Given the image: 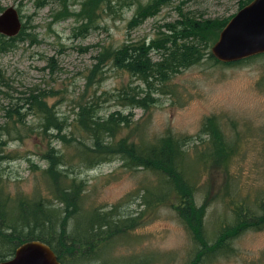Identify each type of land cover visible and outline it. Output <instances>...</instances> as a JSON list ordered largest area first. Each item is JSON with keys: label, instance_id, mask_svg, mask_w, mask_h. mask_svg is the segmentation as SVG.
Returning a JSON list of instances; mask_svg holds the SVG:
<instances>
[{"label": "rangeland", "instance_id": "1", "mask_svg": "<svg viewBox=\"0 0 264 264\" xmlns=\"http://www.w3.org/2000/svg\"><path fill=\"white\" fill-rule=\"evenodd\" d=\"M242 1L164 0L155 15L131 23L137 4L151 0H0V13L14 7L22 21L17 41L0 50V149L11 156L0 162V178L10 199L38 194L61 209L43 173L48 149L64 152L72 162L77 147L92 145L91 134L77 123L73 129L83 108L95 105L103 119L119 113L128 120L106 139L103 150L115 153L109 161L88 169L74 160L66 172L69 179L85 184L74 225L78 232H85L92 211L110 209L118 218L129 219L131 230L98 247L93 259H68L65 264H188L205 253L177 215L176 208L190 199L176 192L170 196L172 184L162 175L126 166L116 153L121 142L143 147L165 136L182 141L183 169L188 173L192 165V203L203 211L209 246L231 216L233 203L253 207L257 197H264V55L237 65L204 61L182 70L170 80L169 94L156 95L155 103L143 109L121 106L125 103L118 96L143 97L146 86L103 56L123 45L149 44L157 36L175 38L168 26H180L186 19L228 21ZM149 56L158 60L160 50H151ZM39 93L49 95V111L66 126V144L52 130L54 122L46 125L36 107L22 109L26 114L21 122L8 116L6 110ZM209 118L225 137L228 157H205L200 163L197 156L209 146L204 128ZM43 125L52 129L44 134ZM212 146L222 152L218 144ZM164 196L162 203H152ZM231 247L228 255L199 264H264V230L239 231Z\"/></svg>", "mask_w": 264, "mask_h": 264}, {"label": "trees", "instance_id": "2", "mask_svg": "<svg viewBox=\"0 0 264 264\" xmlns=\"http://www.w3.org/2000/svg\"><path fill=\"white\" fill-rule=\"evenodd\" d=\"M250 1H242L239 8ZM162 2L164 0H151L147 5L139 2L131 23L155 15ZM226 23L227 21L214 24L209 21L186 19V23L180 26H168V34L177 36L175 38L164 40L163 37L157 36L149 44L141 42L134 46L123 45L115 51L104 52V61H110L117 69L131 74V77H136L147 88L143 97H141L142 94L126 97L119 93V102L125 103L121 106L143 109L155 103L156 95L169 94L170 80L182 70L200 65L204 61L212 65L220 64L210 55L209 47L215 42ZM17 39V36L6 38L0 35V50H5ZM153 49L160 50V57L156 61L149 56ZM257 57L230 65L242 64ZM47 97L49 95L44 93L29 96L22 105L15 104L6 112L10 118L15 116L17 123L21 122L26 114L21 113L22 109L27 112L36 107L46 125L54 122L53 129L43 125V133L52 129L58 133V137L62 135L60 140L66 144L67 139L65 134H62L66 126L61 127V123L49 111L45 102ZM96 107L95 105L86 107L77 113L73 127L76 129L79 126L86 134H91L90 140L93 142L91 146L80 149L77 147L75 158H71L72 162L64 152L54 150V148H49L48 154L43 156L47 163L43 171L47 178L46 185L55 192L56 201L63 205L61 209L53 208L52 201H47L38 194H34L30 199L22 196L10 199L4 189V181L0 178V262L11 257L18 245L31 240L47 243L61 264H65L64 260L68 261V259L84 262L93 259L97 255L95 253L97 248L104 246L108 240L131 230L130 220L118 218L113 213V209L105 213L92 211L87 219V228L84 233L78 232L74 226L77 222V215L82 211L81 202L85 184L75 178L69 179L70 174L67 175L66 171L74 167V160H77L81 167L85 166L88 169L109 161L115 153L103 150L107 146L106 139L112 138L117 133L121 123L128 122L119 113L111 114L103 119L98 115ZM204 128L210 137L209 146L205 152L202 151L203 155L197 156L200 157L197 158L198 162L201 163L205 157L217 158V160L221 157H228L225 149L227 142L213 119H207ZM213 143L221 147L220 154L213 150ZM182 148V141L165 136L143 147L121 142L116 153L122 162L132 169L143 168L162 175L166 183L172 184L170 196L176 192L190 199L189 203H185L183 199L182 206L176 208L177 215L189 230L194 243L203 247L205 253L194 257L188 264H199L204 260L207 263L212 256L231 253L232 241L239 231L264 230V197H257L256 206L253 207L244 201L233 203L231 216L226 219L224 227L218 229L213 244L209 246L202 224L203 211L196 209L192 203L195 192L193 186L196 187L190 173L192 165L188 168V173H185L183 168L187 164ZM10 159L11 156L3 154L0 149V162ZM165 198L166 196L152 199L154 200L152 203H162ZM219 250H223V253Z\"/></svg>", "mask_w": 264, "mask_h": 264}, {"label": "water", "instance_id": "3", "mask_svg": "<svg viewBox=\"0 0 264 264\" xmlns=\"http://www.w3.org/2000/svg\"><path fill=\"white\" fill-rule=\"evenodd\" d=\"M22 29L14 7L0 13V35L12 38ZM220 64L230 65L264 55V0H251L227 21L210 48ZM0 264H61L47 243L31 240L18 245Z\"/></svg>", "mask_w": 264, "mask_h": 264}]
</instances>
